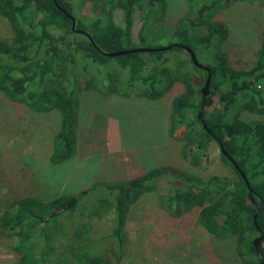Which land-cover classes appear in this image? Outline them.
<instances>
[{"label": "trees", "instance_id": "trees-1", "mask_svg": "<svg viewBox=\"0 0 264 264\" xmlns=\"http://www.w3.org/2000/svg\"><path fill=\"white\" fill-rule=\"evenodd\" d=\"M55 1L74 18L75 29L85 32L90 39L71 31L70 19L52 0H0V17L9 23L13 33L8 41L0 39V92L8 101L24 104L31 112L59 114V128L51 141L50 165L64 164L76 153L77 66L86 74L91 64L107 69L109 62L115 60L118 68L128 73L125 88L133 87L136 91L141 85L144 88L141 96L149 100L181 84L184 91L171 102L169 136L181 137L182 156L194 167L204 163L207 148L214 142L220 161L233 172L235 179L212 176L203 181L174 168L161 167L133 180L105 185L109 196L97 200L96 210L113 207L112 235L120 239L131 205L142 193L153 191L155 180L165 178L169 183L168 193L165 198L159 197V203L170 217L198 210V222L203 230L218 240L233 239L243 264H259L253 241L262 233L259 248L264 264V126L260 121L240 119L241 113L264 116V44L251 68L232 69L218 47L227 30L213 20L217 11L253 0H187L189 13L177 22L166 47L177 46L116 57H106L103 53L137 48L131 38V27L134 11L142 9L143 0H93L100 16L90 19L74 16L73 0ZM160 1L163 0H148L145 23L155 5L160 6ZM116 8L123 11V28L113 21ZM145 23L137 34L140 45L146 40ZM50 29L59 31L60 35L53 36ZM124 44L129 46L124 47ZM179 45L190 48L195 57L213 45V57L204 65L210 72L205 108L217 106L209 113L203 110L206 129L197 118L206 72L196 68L189 53ZM180 52L188 57L191 67L177 57ZM172 61L174 64L170 66L168 63ZM98 72L96 69V75ZM85 86L95 89L91 80L86 81ZM219 146L246 177L255 193L251 197L244 180L220 153ZM94 187L61 193L51 200L30 197L11 202L0 215V236L13 241L12 251L17 261L12 264H120L119 257L91 254L82 243L80 250L56 245L48 248L47 222L60 220L64 215L67 219ZM254 215H257L259 231L254 225ZM87 232V226L81 224L79 230L67 234L83 240Z\"/></svg>", "mask_w": 264, "mask_h": 264}, {"label": "rangeland", "instance_id": "rangeland-1", "mask_svg": "<svg viewBox=\"0 0 264 264\" xmlns=\"http://www.w3.org/2000/svg\"><path fill=\"white\" fill-rule=\"evenodd\" d=\"M147 2L143 0L142 9L134 11L131 38L137 47L134 49L155 51L167 46L177 22L187 17L189 8L187 0L160 1V6L155 5L145 23ZM72 6L76 18L100 16L93 0H73ZM112 16L114 23L123 28L122 9L116 8ZM213 20L227 30L218 47L229 66L235 70L251 68L264 44V1L232 4L217 11ZM144 23L146 40L140 45L137 34ZM50 33L60 35L54 29H50ZM12 35L9 23L0 17V39L8 41ZM212 48L213 45L196 54L198 63L209 64ZM176 55L191 67L184 53ZM109 63L107 69L91 64L86 74H82L81 67L75 68L78 82L75 89L76 153L59 166L49 163L52 137L60 124L59 114L31 112L24 104L8 101L0 92V215L18 199L34 197L45 201L61 193L95 186L67 219L64 215L60 220L47 222L48 248L56 245L80 250L82 243L91 254L119 257L120 264H243L233 239L218 240L203 230L198 222V210L170 217L160 207L159 197L165 198L169 188L165 178L155 180L153 191L142 193L131 205L123 237L117 239L112 235L113 207L106 210L102 207L99 211L95 207L98 199L109 196L105 185L133 180L161 167H171L203 181L212 176L234 180L235 175L220 161L214 142L207 148L204 163L194 167L182 156L181 137L169 136L171 102L184 91L181 84L149 100L141 96L144 91L141 85L136 91L133 87L125 88L127 71L118 68L115 60ZM168 64L172 66L174 62ZM90 80L95 83V89L86 88L85 82ZM214 106L217 105L203 110L209 113ZM240 119L260 121L264 126V116L241 113ZM81 224L88 228L87 237L70 238L67 233L79 230ZM12 242L11 238L0 236V264L17 261Z\"/></svg>", "mask_w": 264, "mask_h": 264}, {"label": "water", "instance_id": "water-1", "mask_svg": "<svg viewBox=\"0 0 264 264\" xmlns=\"http://www.w3.org/2000/svg\"><path fill=\"white\" fill-rule=\"evenodd\" d=\"M52 1L55 4V6L58 7L56 1L55 0H52ZM59 9L64 15H66V17H68L70 19V22H71L70 29H71V31H73L75 33L82 34V35L86 36L87 38H89V36L85 32L75 29V20H74V18L71 15H69L66 11L62 10L61 8H59ZM173 46H177V45H172L170 47H164L162 49H158V50H155V51L169 50ZM180 47H182L186 52L189 53L191 62L196 68L204 70L206 72L205 83H204V85H203V87L201 89L202 101H201V105H200V108H199L198 113H197L198 120L201 121V123L203 125V128L206 129V126H205V124H204V122L202 120V113H203V109L205 107V99H206V97L209 94L210 72H209V69L207 67H205L202 64L198 63V61L195 58L194 53L192 52V50L190 48L185 47V46H180ZM151 51H154V50H150L149 51V50H142V49L141 50L140 49L139 50L138 49H130V50H123V51H119V52H115V53H103V55L106 56V57H116V56L126 55V54H130V53H135V52H151ZM219 147H220V153L228 159V161L233 165V167L238 171V173L241 176V178L244 180L245 186H246V188H247V190L249 192V196L252 195V194H255L252 191V189L250 188V185H249L246 177L244 176V174L238 169L237 164L224 151V149L221 146H219ZM256 216L257 215H254L253 221H254V225H255L256 229L259 231V227L257 226L256 221H255ZM262 237H263V234L260 233V236L253 241L254 252H255V255H257L259 257V261H260L259 264H263L262 260H261V257H260V248H259V242L261 241Z\"/></svg>", "mask_w": 264, "mask_h": 264}]
</instances>
